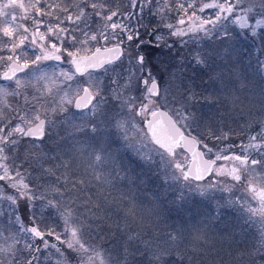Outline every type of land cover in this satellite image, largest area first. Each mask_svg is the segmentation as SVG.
Masks as SVG:
<instances>
[{"label":"snow or ice","instance_id":"snow-or-ice-1","mask_svg":"<svg viewBox=\"0 0 264 264\" xmlns=\"http://www.w3.org/2000/svg\"><path fill=\"white\" fill-rule=\"evenodd\" d=\"M241 2L201 0L197 7L191 0L187 4L176 0V8L172 9L169 0H164L162 7L150 14L160 17L156 27L168 29V36L183 38L191 34L189 41L181 39L183 46L196 42L200 32L210 39L218 23L234 16ZM153 3L159 0H126L123 7L129 11H122L120 0H0V18H4L0 20V67L5 69L0 72V81L15 84L14 89L0 84V216L7 214L10 222L14 218L17 225L9 235L0 231V264H206L211 256V249L200 242L199 235L189 238L179 229L161 233L151 212L137 221L132 204L122 210L123 224L113 222L116 231H105L113 226L109 223L111 216L90 196L81 201L87 206L85 211L76 215L72 205L86 182L73 178L71 159L48 146L49 141L55 142L54 117L68 113L69 106L80 115L69 113L60 123L93 136L109 129L112 134H121L126 147L144 165L154 167L165 184L179 189V200L185 199V190L203 196L217 184H222L225 192L239 185L242 196L228 203L236 207L245 224L259 226L261 241L229 255L236 264H264V88L260 90L261 112L255 118L259 130L248 134L247 143L221 146L237 133L208 124L201 128L196 108L207 97L197 91L190 76L185 83L184 56L179 57V67L169 73L165 86L138 51L143 44L139 28L122 22L141 18ZM256 7L264 10V0H251L244 15L236 16L233 23L240 29L249 28L248 13ZM6 9H19L22 14ZM162 9L183 15L174 24L168 22ZM189 9L193 11L189 13ZM205 9L218 10L214 19L196 14ZM23 20H31V26L19 22ZM139 22L140 27H147L142 19ZM186 23V28L177 27ZM259 27H264V19L255 20L253 35ZM155 40L156 47H174L166 41L165 34L156 32ZM27 46L38 48L39 53L29 56ZM62 54L74 68L73 73L59 74L67 89L58 83L55 73L49 75L41 68L48 60L63 62ZM213 55L219 53L197 51L189 62L193 67H204ZM77 75L86 79L73 85ZM30 87L38 95H30ZM9 96L19 98L15 107L8 103ZM234 148H239V153L230 152ZM217 161L229 163L218 166ZM104 163L111 165L112 173L102 178L95 169ZM89 166L94 178L103 184L113 185L114 180L124 178L120 163L100 153L94 154ZM209 176L226 180L214 179L202 185L200 182ZM227 180L234 183L228 184ZM21 200L28 202L30 225H25L18 215ZM37 201L43 202L41 217L45 208L57 210L62 231L58 232L56 225L41 228L32 210ZM128 217L137 223V230L132 229ZM86 230L95 232L101 241L111 240L112 247L101 250L86 243ZM118 234L119 239H113Z\"/></svg>","mask_w":264,"mask_h":264},{"label":"rangeland","instance_id":"rangeland-1","mask_svg":"<svg viewBox=\"0 0 264 264\" xmlns=\"http://www.w3.org/2000/svg\"><path fill=\"white\" fill-rule=\"evenodd\" d=\"M176 4V0H169ZM188 2L190 0H180V2ZM203 2H208V0H203ZM222 2V0H221ZM251 0H242L240 6L236 9L234 16H230L228 20H223L218 23L217 27L213 30L211 38L204 36L203 32L197 34L195 41L184 44L191 55L197 51L202 53L215 52L219 55H213L209 60L207 66L201 67L192 65L189 67L186 65L184 69L185 83H187V77H191L195 82V87L198 92L207 99H203L197 105L196 113L198 121L201 124V128L204 125H211L214 129H223L224 131H232L237 133L233 135L229 140L224 141L221 146L226 144H239L247 143V136L249 133H255L259 130L260 124L255 122V118L260 115V90L264 88V27L256 28V34H252V27H255V20L264 19V10L256 7L252 13H248V21L250 27L246 30L240 29L239 26L233 23L236 16L244 15V10L249 6ZM160 6L164 4V0H161ZM199 6L201 0L193 1ZM170 8V6H169ZM173 9V8H172ZM8 12L15 11L20 13L19 9H6ZM163 14L167 17L168 22L176 23L178 16L183 15L175 10L169 11L168 9H162ZM193 9H189L191 13ZM217 9H205L204 12L197 11V15L202 16L203 19L207 16L210 19H214ZM18 15V14H17ZM19 16V15H18ZM158 18L160 23V17L150 15V18ZM201 17V18H202ZM143 18V17H141ZM187 21V17H184ZM144 19V18H143ZM26 22V20L19 21ZM197 24L199 21L196 22ZM185 25H177V27H187ZM208 28H212V25H207ZM158 32L165 34V39L167 40L168 29L157 27ZM225 32L227 34H225ZM219 34V35H218ZM191 35V34H190ZM190 35L180 37H171L173 41L181 44V39L183 41H189ZM35 52L39 53V49L34 46H30ZM143 49L145 47L141 46L138 51L143 55ZM63 62L57 64L52 60L45 61L41 68L44 69L49 75L55 73L58 83L62 85L63 88L67 89V84L63 83V77L60 76L61 71L73 73L74 70L72 65L68 62L69 58L62 54ZM179 58L173 64L174 66L164 67L163 59L159 56L147 61L150 68L153 69L154 74L162 84L166 85L169 79V73L176 72ZM165 63V62H164ZM177 65V66H176ZM194 70L199 71V75L194 74ZM193 72V73H192ZM201 73V74H200ZM101 73L97 76H100ZM24 76V73L20 75ZM86 77L79 79L78 77L72 81L73 85L77 81H84ZM44 82L42 81L41 86ZM105 83L107 79L105 78ZM179 83V80L175 82ZM0 84L10 87V89L15 88L14 82L0 81ZM243 86L242 89L240 88ZM28 93H34L33 88L27 89ZM69 91H71L69 89ZM245 91L248 100L245 103H240L239 93ZM38 95V94H37ZM7 101L13 107L19 103V98L14 96L7 97ZM244 105V106H243ZM69 113L74 116L80 115L74 110V107L69 106L68 113L57 115L54 119L57 122L56 128L53 130V137L55 142L49 141V148L53 149L55 153H63L66 157L73 161V178H81L85 180V185H83L82 193L84 199L87 200L88 197H92L94 201L95 194L99 189L110 190L112 185L103 184L97 181L93 175V168L89 165L93 160L94 154L100 153L105 157H111L112 159L118 161L121 165V176L123 179H118L119 187L128 188L126 192L129 193V199L127 198V193H123L124 200L121 204L124 206L123 209L127 208L129 204L136 208L137 216H147L151 212L152 217L155 221L164 222L168 225L167 230L179 229L185 236L191 238L192 236L199 235L200 242L204 244L207 248L211 249V256L206 264H236L229 255L232 253L235 255L237 250L251 248L254 245H259L261 241L260 233L258 231V225L252 227L244 223L243 219L239 218L237 209L235 206L229 205V199H236L242 196L241 190L235 191V188H239L237 185L231 192H225L222 190V184H217L214 187L208 188L205 195L201 196L198 192H187L185 190V199H178L179 189L175 187H169L165 184L162 178L159 176V181L156 182L160 185V190L155 192L158 198L151 201L153 207L148 208V200L140 199L137 194V188H142L144 181H149L153 179L150 174H146L145 170H141L137 167L135 162L136 155L126 147V141L120 138L121 134H112V130L102 131L95 134L90 138H86L91 132H77L70 124L60 123ZM11 115V113L9 114ZM139 120V117H136ZM251 123L252 126L249 128L247 125ZM80 133H84L80 135ZM208 143H213V141H208ZM220 143V142H216ZM116 144V151L110 150V146ZM239 153V148L231 149ZM230 154V153H229ZM130 156H132V165L129 162ZM129 158V159H128ZM139 160V158L137 157ZM140 161V160H139ZM228 161H217V165H227ZM61 171H63L61 169ZM97 174L101 177L109 176L112 173L111 165L104 163L98 165L95 169ZM225 181L224 177H214L211 180ZM153 181V180H152ZM208 182L202 185L207 186ZM228 184L234 182L227 180ZM3 183V182H0ZM132 191V193L130 192ZM135 191V192H134ZM119 193V192H118ZM118 195V194H114ZM132 197V201L130 200ZM128 201V203H127ZM41 201H37L35 207L32 209L35 214L37 221L43 228L45 224L48 225H62V220L59 213L54 208H45L43 210V216L41 217L40 205ZM86 205H80L76 208V215L79 216L80 208H83L81 213L85 211ZM25 208V213L22 212ZM18 215L25 225L31 224L30 210L28 202L25 200L19 201ZM28 219L23 220L24 216ZM5 217L7 220L5 225L13 226V230L17 228V225L13 221L10 222L9 216L7 214L1 216ZM130 217H128L129 223ZM125 221V220H124ZM124 223V222H123ZM156 223V222H155ZM130 224V223H129ZM132 229L134 225H131ZM159 231L161 232L160 225H157ZM163 227V226H162ZM56 230L58 232L59 228ZM63 230V229H62ZM105 231H116L113 225L110 229L105 228ZM163 233V232H162ZM119 237H116L118 239ZM91 239V240H90ZM114 239V238H113ZM51 243L56 241L52 237H48ZM84 240L90 245H95L101 250L105 248H111L112 242L96 240L92 238L91 233L87 230L84 234ZM39 243V242H38ZM60 247H64L60 245ZM65 251H67L65 249ZM142 259V258H141Z\"/></svg>","mask_w":264,"mask_h":264},{"label":"trees","instance_id":"trees-1","mask_svg":"<svg viewBox=\"0 0 264 264\" xmlns=\"http://www.w3.org/2000/svg\"><path fill=\"white\" fill-rule=\"evenodd\" d=\"M160 1L161 0H159V2ZM193 1L194 0H191V2H193ZM120 2H121V10L122 11H129V9L123 7V4L126 3V0H120ZM188 2H190V1H188ZM188 2L184 1L182 3L187 4ZM159 4H161V3H153V5H151L150 8H145L144 13L142 15V17L144 19L143 18H139V19H133V20H130V21H122L123 23L129 24V25H131V26H133L135 28H139L140 40L143 41L142 47L144 46L145 50L149 46L156 47L155 46L156 45V40H155V42H153L151 38L155 37V33L158 32V29L156 27L157 26L156 24L158 23V18L157 17H155L153 19L150 18V15H151L150 11H154L156 8L162 7ZM41 6L43 7L44 5L42 4ZM169 6H170V8H173V9L176 8V4L172 3L171 1H169ZM17 14L21 15L22 13H17ZM2 19H4V18H0V20H2ZM43 19L48 21V18H46V17L43 18ZM140 19H142L143 23L146 24L147 27H140V22H139ZM48 22L55 23V21H48ZM20 23H24V22H20ZM24 24L31 26V20H26V22ZM154 29H155V32L153 31ZM166 41L168 43L172 44L174 47L172 49H168V48H164L163 45L160 46V47H162V48H160V49H162V51L160 52V54L162 55L161 59H163L164 62H165L164 63V67L167 68V66H169L171 68V66H174L173 64L175 63V61L180 56H184L186 65L190 67L192 65L189 62L191 60V53L189 52L190 50H187L185 45L182 46L180 43H178L176 41H173L172 38H170L168 35H167V40ZM262 42H264V38L262 39ZM133 43H135V41ZM27 47H28L29 56L33 55L35 52L32 50V48L30 46H27ZM156 48H159V47H156ZM145 50L143 49V55L146 57V61H149L150 57L145 52ZM1 69H3V68H1ZM193 72H194V74L196 72V74L199 75V71L194 70ZM242 87L243 86L241 85L240 88L242 89ZM245 94H246V92L242 91L238 95L239 101H240L241 104L245 103L248 100V98H247V96ZM83 134L84 133H80V135H83ZM92 136H93V134L90 133L86 138H90ZM109 149L112 150V151H116L118 148H116V144H112ZM132 159H133L132 156H130L129 162H130L131 165H132V162H133V161H131ZM134 163L141 170H143V171L145 170L146 174H150L151 173V176L153 178V179H150L149 181H144L142 188L138 187L137 190H136L137 196L140 199L148 200V208H151V207H153V204H152L151 201H154L156 198H158L157 195L155 194V192L160 190V185H158L156 183V182L159 181V179H158L159 175L156 174V171H155L154 167L149 168L148 166L144 165L141 161H139L137 159V156L135 157V162ZM154 181H156V182H154ZM118 184H119V182L117 180H114L113 181V185H112L110 190L99 189L97 191V193L95 194V197H94V202L100 203L104 207V209L108 213V215L111 216V221L109 223H112L113 225H114L113 222H117L118 221L121 224H123V222H125L124 221L125 218H124L123 211H122L124 206L121 204V202H123V200H124V195H122V194L123 193H125V194L127 193L126 189L129 191L128 188H126V189L123 188V187L120 188ZM237 190H240V189L239 188H235V191H237ZM7 191L8 192H12V189H7ZM130 192L132 193L131 190H130ZM115 193L118 194V195H114ZM77 196H78V199H77L76 203L72 205V207L75 208V210H76V208L78 206L81 205V201L85 200L84 199V195L82 193L78 192ZM121 196H123L122 200L119 199V197H121ZM105 197H107V200H105ZM113 198H117V199L114 200ZM127 198L129 199V193H127ZM128 201H132V197H130V200H128ZM128 201H127V203H128ZM116 208L121 209V211H114ZM82 209L83 208H80L79 214H81ZM94 211H95V209H94ZM22 212L25 213V208H23ZM140 217L141 216H137L136 215L137 221L139 220ZM26 219H28V217L25 215L23 217V220L25 221ZM151 219L154 222H156V225H160L161 233L169 231V230L166 229V226L168 225L167 223H164V222L161 223V222L155 221L152 216H151ZM6 220L7 219L5 217L3 218V217L0 216V231H3L5 233V235H9L12 232H14V230H13V226L11 227V225H5L6 222H4V221H6ZM127 220H128V218H127ZM129 223L131 225H134L133 230H137V223L133 222L131 217H130ZM57 227L59 228V231H62L63 223H62V225H57ZM91 236H92L93 239H95V241L100 239L99 236L96 235L95 232H91ZM117 237H119V234L117 235ZM46 238L48 239V237H46ZM114 239H116V237H114ZM2 242L3 241H0V243H2ZM223 264H226V261H224Z\"/></svg>","mask_w":264,"mask_h":264},{"label":"flooded vegetation","instance_id":"flooded-vegetation-1","mask_svg":"<svg viewBox=\"0 0 264 264\" xmlns=\"http://www.w3.org/2000/svg\"><path fill=\"white\" fill-rule=\"evenodd\" d=\"M195 1H197V0H195ZM200 16V15H199ZM202 17V16H201ZM203 18V17H202ZM204 19H210V17L209 16H207L206 18H204ZM157 24H159V22L157 23ZM156 24V25H157ZM152 39V41L153 42H155V37H152L151 38ZM160 48H162V47H159V48H156V47H154V46H149V47H147L146 48V50H145V52L149 55V60H151V59H153L154 57H156V56H159L160 58H161V54H160V52L162 51V49H160ZM66 56V55H65ZM52 61H54L55 63H57V64H61L62 62H59V61H55V60H52ZM62 61H63V59H62ZM163 63H161L163 66H164V60L162 61ZM2 68V67H1ZM0 68V72H2V71H4L5 69L3 68V69H1ZM72 68H73V66H72ZM73 70H74V68H73ZM100 73H95V75H99ZM76 77H78L79 79H81V78H84V77H82V76H76ZM3 83H5V82H10V81H2ZM78 113V112H77Z\"/></svg>","mask_w":264,"mask_h":264},{"label":"water","instance_id":"water-1","mask_svg":"<svg viewBox=\"0 0 264 264\" xmlns=\"http://www.w3.org/2000/svg\"><path fill=\"white\" fill-rule=\"evenodd\" d=\"M20 74H22V73H20ZM20 74H19V75H20ZM76 111H77V110H76ZM210 177H211V176L207 177L204 181H201L200 183H204V182L207 181Z\"/></svg>","mask_w":264,"mask_h":264}]
</instances>
